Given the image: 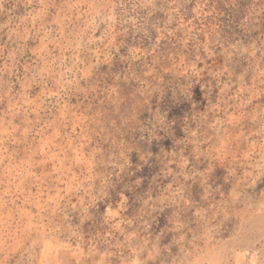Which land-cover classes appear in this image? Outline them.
Wrapping results in <instances>:
<instances>
[{
	"label": "rangeland",
	"instance_id": "obj_1",
	"mask_svg": "<svg viewBox=\"0 0 264 264\" xmlns=\"http://www.w3.org/2000/svg\"><path fill=\"white\" fill-rule=\"evenodd\" d=\"M0 264H264V0H0Z\"/></svg>",
	"mask_w": 264,
	"mask_h": 264
}]
</instances>
